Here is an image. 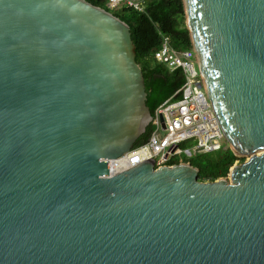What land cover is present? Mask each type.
<instances>
[{"label":"water","instance_id":"95a60500","mask_svg":"<svg viewBox=\"0 0 264 264\" xmlns=\"http://www.w3.org/2000/svg\"><path fill=\"white\" fill-rule=\"evenodd\" d=\"M227 177L148 160L130 26L87 0H0V264H264V0H182Z\"/></svg>","mask_w":264,"mask_h":264},{"label":"built area","instance_id":"2783aa9c","mask_svg":"<svg viewBox=\"0 0 264 264\" xmlns=\"http://www.w3.org/2000/svg\"><path fill=\"white\" fill-rule=\"evenodd\" d=\"M145 0H107L109 9L125 3L137 10H143ZM158 62L172 71L181 69L185 82L170 98L164 101L153 115L154 131L149 139L135 145L128 153L109 160L110 174L115 175L151 158L155 167L174 165L171 156L198 153H213L222 148L223 139L220 124L208 100L199 70L196 69L193 48L178 50L172 47L169 36H162V44L154 52ZM196 139L193 148L183 150L180 144Z\"/></svg>","mask_w":264,"mask_h":264},{"label":"trees","instance_id":"16d2710c","mask_svg":"<svg viewBox=\"0 0 264 264\" xmlns=\"http://www.w3.org/2000/svg\"><path fill=\"white\" fill-rule=\"evenodd\" d=\"M87 1L107 9L130 26L136 46V60L144 75L147 106L154 115L157 107L170 98L185 82L181 69L172 71L154 57V52L162 44L163 35L169 36L170 43L175 49L192 48L182 0H145L142 3L143 10H137L125 3L109 9L107 0ZM153 131L154 125L150 124L135 145L146 142ZM239 158L230 147L225 145L219 151L199 153L186 162L199 168L200 181L211 182L228 176L230 168Z\"/></svg>","mask_w":264,"mask_h":264},{"label":"rangeland","instance_id":"374dc122","mask_svg":"<svg viewBox=\"0 0 264 264\" xmlns=\"http://www.w3.org/2000/svg\"><path fill=\"white\" fill-rule=\"evenodd\" d=\"M196 69L199 70L197 64H196ZM221 143L223 146H227V143L225 141V139H222L221 140ZM196 145V139L192 138V139H189V140H185L183 141L180 146L183 150H186L187 148H193L194 146ZM202 153V152H200ZM199 154V153H198ZM194 156L192 157H189L187 154H181V155H174V156H171L170 158V162H178V163H181V162H186L187 160L191 159V158H194ZM240 157V156H238ZM247 159V157H243L241 156L235 163H238V164H241L243 163L245 160ZM227 177V176H226Z\"/></svg>","mask_w":264,"mask_h":264}]
</instances>
